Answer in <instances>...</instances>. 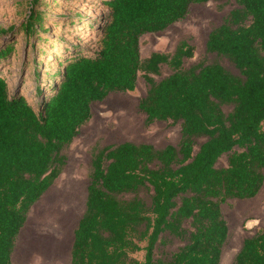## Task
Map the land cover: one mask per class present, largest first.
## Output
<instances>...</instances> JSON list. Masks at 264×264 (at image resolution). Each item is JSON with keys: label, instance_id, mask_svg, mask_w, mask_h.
<instances>
[{"label": "trees", "instance_id": "16d2710c", "mask_svg": "<svg viewBox=\"0 0 264 264\" xmlns=\"http://www.w3.org/2000/svg\"><path fill=\"white\" fill-rule=\"evenodd\" d=\"M206 1L102 0L106 15L86 25L96 47L62 44L58 68L44 70L42 82L35 71V104L10 92L0 74V264H11L27 213L60 175L61 150L90 118L91 102L134 90L139 71L148 85L138 103L146 123L180 121L181 140L178 147L124 142L94 153L70 264H219L228 235L219 203L252 198L264 182V0H237L207 38V51L227 58L240 76L218 62L184 68L193 56L186 40L172 53L144 60L139 53L142 34L165 29L190 4ZM21 26L35 33L41 13L31 11ZM11 50L0 48V58ZM161 64L172 71L156 81L150 74ZM197 137L205 140L194 151ZM222 154L227 165L216 167ZM148 190L149 201L139 196ZM163 232L185 243L155 260ZM139 251L143 260L130 257ZM234 264H264V229L243 240Z\"/></svg>", "mask_w": 264, "mask_h": 264}, {"label": "rangeland", "instance_id": "374dc122", "mask_svg": "<svg viewBox=\"0 0 264 264\" xmlns=\"http://www.w3.org/2000/svg\"><path fill=\"white\" fill-rule=\"evenodd\" d=\"M237 6V0H208L190 4L185 15L165 29L139 37L141 60L152 52L172 53L180 41L186 40L193 47V56L184 59V68L218 62L230 73L240 76L239 70L227 58L206 49L209 33L222 24ZM31 11L41 13L42 26H37L35 33H26L21 25ZM106 13L107 7L102 0H38L36 3L32 0H0V48L12 45L11 52L0 58V74L10 92L17 91L28 102L35 104V71L39 72L42 82L46 79L42 75L44 70H56L58 61L55 56L62 44H76L92 51L96 47V36L88 32L86 25ZM171 71L169 65L161 64L159 74L150 75L159 81ZM147 88L143 72L139 71L134 90L111 92L103 100L91 102L90 118L61 150L63 166L60 175L31 206L20 228L21 238L37 247L27 264H49L54 252L68 255L74 230L85 210L92 159L97 150L124 142L147 143L156 149L168 144L178 147L181 140L180 121L155 120L146 123V116L138 103ZM222 108L225 113L231 110V106ZM262 126L264 128V122ZM204 140L205 137L195 139L194 151ZM227 156L222 154L215 166H226ZM149 194L148 190L139 196L149 201ZM219 206L228 227L219 264H234L243 240L264 229V182L254 197L229 198L220 202ZM183 226L188 231L192 229L189 220L184 221ZM184 243L185 240L163 232L154 248V259H169ZM130 257L143 260L144 251L130 253Z\"/></svg>", "mask_w": 264, "mask_h": 264}, {"label": "crops", "instance_id": "0c3cea01", "mask_svg": "<svg viewBox=\"0 0 264 264\" xmlns=\"http://www.w3.org/2000/svg\"><path fill=\"white\" fill-rule=\"evenodd\" d=\"M21 230L18 234L17 240L15 239L14 247L11 252L10 260L12 264H27V261H29L30 256L33 254V252H35V249L37 248L32 244V242L28 241L27 239L24 240L21 238ZM24 238H26L25 234ZM72 244L67 256L54 252L52 254V260L49 261V264H70Z\"/></svg>", "mask_w": 264, "mask_h": 264}]
</instances>
